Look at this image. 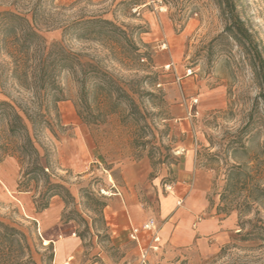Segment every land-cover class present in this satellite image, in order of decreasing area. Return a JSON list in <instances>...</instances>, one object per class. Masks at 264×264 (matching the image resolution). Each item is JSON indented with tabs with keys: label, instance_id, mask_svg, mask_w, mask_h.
<instances>
[{
	"label": "rangeland",
	"instance_id": "obj_1",
	"mask_svg": "<svg viewBox=\"0 0 264 264\" xmlns=\"http://www.w3.org/2000/svg\"><path fill=\"white\" fill-rule=\"evenodd\" d=\"M148 1L0 0V12L28 21L34 14L46 44L62 41L84 65L58 78L62 128L33 136L50 181L70 194L51 198L47 209L37 212L47 185L40 180L28 192L18 190L32 159L20 161L21 139L9 140L7 132L11 110L33 113L35 103L9 78V61L0 53V103L10 108H0V222L26 235L34 264H54L53 249L41 244L37 224L42 228L49 209L58 210L59 223L75 226L70 264H136L134 245L118 241L105 217L136 205L157 218L159 197L185 182L195 202L203 198L234 227L215 254L197 258L170 250L163 264H264V106L249 55L224 32L229 21L217 0H161L166 12L159 19ZM233 2L264 57V0ZM143 5L139 15L132 13ZM81 19L110 21L122 39L107 43L62 34ZM187 69L191 77H185ZM104 80L116 87L110 100L92 88ZM190 108L196 116L188 115ZM9 184L15 186L11 192L5 190Z\"/></svg>",
	"mask_w": 264,
	"mask_h": 264
},
{
	"label": "trees",
	"instance_id": "obj_2",
	"mask_svg": "<svg viewBox=\"0 0 264 264\" xmlns=\"http://www.w3.org/2000/svg\"><path fill=\"white\" fill-rule=\"evenodd\" d=\"M217 1L219 9L229 21L224 32L249 55V65L254 71L259 89L258 98L264 106V57L257 50L250 31L239 18L233 0ZM69 32H73L76 40L101 39L107 43H116L122 39L119 29L112 22L101 19H81L62 28L63 35ZM0 53L9 61L5 70L9 78L15 81L21 90L30 93L35 103L33 113H28L26 108H19L20 116L18 112L11 110L7 132L9 140L16 136L21 139L18 152L20 161L32 159L30 168H26L21 175L18 190L28 192L30 184L40 180L47 185L44 194L39 196L37 206V212H42L47 209L51 198L68 199L70 194L63 186L50 181L47 160L42 162V158L33 147V136L41 130L53 134L54 128H62L57 108V104L62 101V89L58 78L63 72L82 68L84 65L80 56L67 50L62 41L46 44L35 29L34 14L28 21L10 12H0ZM84 87L81 81V97ZM92 88L101 93L106 100H110L112 94L116 92V87L111 81L96 82ZM0 108L10 110L5 102L0 103ZM82 119L86 120V117ZM95 121L96 119L90 122ZM26 124L29 125L30 131ZM230 181L231 179L227 178V183ZM247 199H251V196H247ZM104 206L100 204L101 208ZM0 264H34L26 235L2 222H0Z\"/></svg>",
	"mask_w": 264,
	"mask_h": 264
},
{
	"label": "crops",
	"instance_id": "obj_3",
	"mask_svg": "<svg viewBox=\"0 0 264 264\" xmlns=\"http://www.w3.org/2000/svg\"><path fill=\"white\" fill-rule=\"evenodd\" d=\"M189 146L190 148L182 147L190 151L191 143ZM190 168L191 162L187 160L186 170ZM14 188V185L9 184L5 190L11 192ZM178 200L181 201L180 206H176ZM57 211V209L47 210L50 217L41 219L42 228L37 222L38 234L43 247L51 246L54 250V264H70L69 261L73 258L70 252L73 245L77 244L75 226L71 222L59 223ZM204 215L207 217L202 218ZM105 219L118 241L125 239L131 242L128 239V230L131 225L140 226L148 219H154L160 225V248L157 253L150 254L148 264H163V256L169 254L170 250L172 253L183 249L197 258H207L229 241L234 227L230 217L221 218L214 208H208L203 198L195 202L193 190L185 182L173 184L170 194L159 197L157 218L150 217L139 206L132 205L123 211L114 212L111 217H105ZM149 237L148 233L139 235L141 248L147 245ZM44 240L48 241L47 245L43 244ZM131 243L135 247L137 261L139 247L134 242Z\"/></svg>",
	"mask_w": 264,
	"mask_h": 264
},
{
	"label": "built area",
	"instance_id": "obj_4",
	"mask_svg": "<svg viewBox=\"0 0 264 264\" xmlns=\"http://www.w3.org/2000/svg\"><path fill=\"white\" fill-rule=\"evenodd\" d=\"M145 5H152L153 7V14L155 15V19H159V16L164 14L166 12V7L162 4L161 0L153 1L150 0L148 1ZM143 6H135L132 9V13L139 15L140 9H142ZM161 49H166V45L162 44ZM172 64L167 65V69L171 67ZM192 76V71L190 69L186 70L185 77H191ZM180 80L181 78L175 73V82L176 84L180 87ZM158 85L157 87H159ZM192 105L196 104V100H192L191 102ZM189 116H196L197 112L192 111L190 108V111L188 113ZM167 189H171V187H168ZM181 201L178 200L176 202V206H180ZM160 225L154 220V219H148L146 222L141 224L140 226H130L128 230V239L131 242H134L138 247H139V252H138V257H137V264H148V258L150 254L152 253H157L160 248ZM141 233H148L149 234V240L147 242V245L144 248L140 247L139 243V235ZM54 254V250H53Z\"/></svg>",
	"mask_w": 264,
	"mask_h": 264
},
{
	"label": "bare ground",
	"instance_id": "obj_5",
	"mask_svg": "<svg viewBox=\"0 0 264 264\" xmlns=\"http://www.w3.org/2000/svg\"><path fill=\"white\" fill-rule=\"evenodd\" d=\"M111 182H112V181H111ZM43 244H44V245H47V244H48V241H47V240H44V241H43Z\"/></svg>",
	"mask_w": 264,
	"mask_h": 264
}]
</instances>
